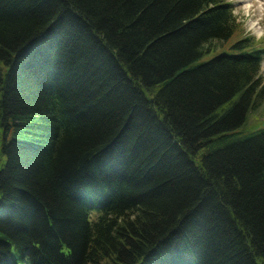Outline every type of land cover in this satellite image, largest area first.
I'll use <instances>...</instances> for the list:
<instances>
[{
  "label": "trees",
  "instance_id": "obj_1",
  "mask_svg": "<svg viewBox=\"0 0 264 264\" xmlns=\"http://www.w3.org/2000/svg\"><path fill=\"white\" fill-rule=\"evenodd\" d=\"M237 25L224 0H0V264H264V49L209 47Z\"/></svg>",
  "mask_w": 264,
  "mask_h": 264
},
{
  "label": "rangeland",
  "instance_id": "obj_2",
  "mask_svg": "<svg viewBox=\"0 0 264 264\" xmlns=\"http://www.w3.org/2000/svg\"><path fill=\"white\" fill-rule=\"evenodd\" d=\"M231 4L233 10V16L236 19L237 29L234 36L231 38L228 44H219V42H213L209 47L212 48L211 53L216 50L227 49L230 44L238 39L251 38L249 40L251 46L264 49V0H224ZM250 6V11L247 12L246 8ZM251 23H260L261 34L251 29ZM262 38L261 40H259ZM210 56H205L203 60H207ZM260 75L264 81V61L261 66ZM264 125V104L259 109L251 112L248 116L247 123L244 127L246 131L252 128H257Z\"/></svg>",
  "mask_w": 264,
  "mask_h": 264
},
{
  "label": "bare ground",
  "instance_id": "obj_3",
  "mask_svg": "<svg viewBox=\"0 0 264 264\" xmlns=\"http://www.w3.org/2000/svg\"><path fill=\"white\" fill-rule=\"evenodd\" d=\"M246 8H248L247 12H249L250 11V6H247ZM250 26H251V29H253L254 31L258 32V34H261L262 30H261V27H260V23H256V24L251 23ZM261 39L262 38H260L259 40H261Z\"/></svg>",
  "mask_w": 264,
  "mask_h": 264
}]
</instances>
